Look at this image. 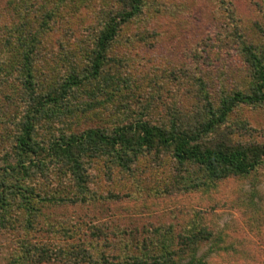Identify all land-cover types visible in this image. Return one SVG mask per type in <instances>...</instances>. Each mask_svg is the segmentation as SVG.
I'll return each instance as SVG.
<instances>
[{"label": "rangeland", "instance_id": "rangeland-1", "mask_svg": "<svg viewBox=\"0 0 264 264\" xmlns=\"http://www.w3.org/2000/svg\"><path fill=\"white\" fill-rule=\"evenodd\" d=\"M96 3L95 20L82 27L73 16L74 0H0V172L10 158L24 105L16 63L20 36L41 40L35 57L44 85L57 81L58 71L69 70L64 60L68 51H61L60 45L75 48L78 44L70 45L74 37L87 39L75 60L72 52L68 57L72 67L79 65L82 77L107 13L121 7L116 0ZM63 5L62 16L57 11L48 21L45 13ZM23 22L34 30L25 32ZM238 38L264 43V0H146L141 13L121 26L107 50L104 76L119 74V90L133 110L153 123H166L175 115L196 112L198 85L211 73L205 57L208 49H217L209 57L220 65L229 53L238 51ZM80 93L73 96L81 97ZM114 99L103 93L99 100L93 99L92 109L77 111L76 122L67 120L64 126L108 128L121 117L113 112ZM59 124L41 121L39 135L44 139ZM219 132L232 143L264 147V103L236 107ZM152 155H143L130 171L108 170L97 160L90 170L86 200L44 206L33 230L0 228V264H13L21 239L50 254V261L23 264H92L82 260L84 255L93 254L95 259L101 251L103 261L113 263L125 243L139 244L151 230L178 234L190 228L202 229L204 240L193 254L202 264H264V155L250 173L229 175L207 189L188 181V176L202 173L199 168L189 164L178 171L168 157ZM78 252L86 254L75 257Z\"/></svg>", "mask_w": 264, "mask_h": 264}, {"label": "trees", "instance_id": "trees-1", "mask_svg": "<svg viewBox=\"0 0 264 264\" xmlns=\"http://www.w3.org/2000/svg\"><path fill=\"white\" fill-rule=\"evenodd\" d=\"M116 2L121 7L107 13L103 27L93 40L90 63L82 77L78 75L81 72L79 65L72 67L74 62L68 57L72 52V60H75L82 46L88 43L87 39L74 37L70 45L78 44L75 48L64 49L63 44L60 45L61 51H68L64 60L69 70L58 71L61 72L58 80L52 79L44 85L37 74L40 67L35 57L41 40L34 36H20L16 63L24 105L10 158L0 172V228L33 230L44 206L86 200L91 167L100 159L102 167L108 170L130 171L143 155L153 154L157 159L166 156L171 159L175 170L183 171L189 164L199 168L202 173L188 176V181L194 187L205 189L229 175L248 174L263 162L264 147L261 144L232 143L229 136L220 134L219 129L236 107L264 103V43L238 38V51L229 53L220 65L210 59L209 56L217 50L210 47L205 57L211 73L198 85L196 112L175 115L166 123H153L140 111L133 110L127 96L119 90V74L112 78L104 76L107 50L119 35L121 26L141 13L146 0ZM74 4L75 22L80 26L90 25L95 20L93 8L96 0H74ZM81 6L88 9L82 10ZM64 8L63 5L62 9L58 6L47 11L48 21L57 11L62 16ZM66 12L72 13V9L66 8ZM22 25L25 32L34 28L27 22ZM77 91H81V97L73 96ZM103 93L115 98L112 108L115 115L121 116L117 119L119 121L108 128L87 125L74 130L64 126L67 120L76 122L74 114L77 111L86 113L92 109L93 99L99 100ZM99 109L96 108V113ZM111 116L114 117L113 113ZM46 119L60 124L55 132L42 139L39 128L41 121ZM201 232L202 229L195 232L191 228L178 234H173L170 229L151 230L139 240V244L125 243L123 253L115 255L117 261L113 263L103 261L102 251L95 259L93 254L85 256L83 252H78L75 257L84 255L82 260L92 264L97 261L102 264H202L193 255L197 243L204 240ZM19 242L13 264L50 261L48 250L31 245L27 239ZM185 256L189 257L184 259Z\"/></svg>", "mask_w": 264, "mask_h": 264}]
</instances>
